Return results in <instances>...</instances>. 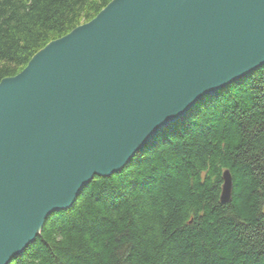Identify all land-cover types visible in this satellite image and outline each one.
<instances>
[{"label": "water", "instance_id": "water-1", "mask_svg": "<svg viewBox=\"0 0 264 264\" xmlns=\"http://www.w3.org/2000/svg\"><path fill=\"white\" fill-rule=\"evenodd\" d=\"M264 66V0H114L0 82V264L200 101ZM223 175L221 202L232 200Z\"/></svg>", "mask_w": 264, "mask_h": 264}, {"label": "trees", "instance_id": "trees-1", "mask_svg": "<svg viewBox=\"0 0 264 264\" xmlns=\"http://www.w3.org/2000/svg\"><path fill=\"white\" fill-rule=\"evenodd\" d=\"M112 1L0 0V82ZM11 264H264V66L95 177Z\"/></svg>", "mask_w": 264, "mask_h": 264}, {"label": "bare ground", "instance_id": "bare-ground-1", "mask_svg": "<svg viewBox=\"0 0 264 264\" xmlns=\"http://www.w3.org/2000/svg\"><path fill=\"white\" fill-rule=\"evenodd\" d=\"M111 3V2H110ZM226 172H229V171H226ZM225 173V172H224ZM230 173V172H229ZM224 175V174H223ZM230 176H231V174H230Z\"/></svg>", "mask_w": 264, "mask_h": 264}]
</instances>
